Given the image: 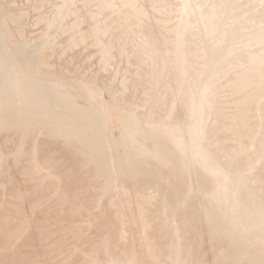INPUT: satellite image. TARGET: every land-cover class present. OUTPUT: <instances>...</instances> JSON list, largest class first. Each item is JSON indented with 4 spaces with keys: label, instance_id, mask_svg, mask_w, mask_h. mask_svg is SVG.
<instances>
[{
    "label": "bare ground",
    "instance_id": "obj_1",
    "mask_svg": "<svg viewBox=\"0 0 264 264\" xmlns=\"http://www.w3.org/2000/svg\"><path fill=\"white\" fill-rule=\"evenodd\" d=\"M14 1L0 0V53L10 37L3 15L8 12L14 16V20L18 15ZM109 1L104 7L96 32L99 38L108 42L103 65L107 69L110 67L109 70L116 69V73L121 70L124 78H117L119 82L126 81L124 89H127L123 97L116 92L111 94L109 100L123 101L129 106L132 96L152 97V104L145 105L137 101L134 108L139 118L153 114L147 118V122L154 128V136L147 140L165 158L164 165L179 175L177 184L184 186L186 180H192L210 190L211 197L208 202L181 200V187L176 182L173 187L158 183L145 160L120 173L113 172V161L104 145L108 134L101 129L93 108L54 91L55 88L63 89L74 71H82L76 62L83 55L77 51L74 61L53 65L56 78L44 84L41 95H28L24 107L27 112L11 110L8 113L13 123L2 134L0 149L8 145L12 152L19 153L16 155L18 157H13L16 158L15 163L12 162L14 175L10 172L11 166H7L10 167L9 172L0 174V220L3 219L6 225L5 233L11 235L26 217L18 207L21 190L22 194L23 191L26 194L28 190L24 187L30 190L43 187L40 185L42 181L38 179L23 186L22 179L15 174L30 175L26 168L30 162L34 170H52L51 177L54 176V179L52 184L49 183L54 187L52 194L58 193L59 198L63 196L68 201L61 208V218H65L62 221H58L61 218L56 215V211L60 210L54 205L40 209L47 217L44 221L45 229L50 232L59 231L58 238L64 241L63 244L59 243L60 246L53 245L57 246L54 252L60 256L57 261L62 264H127L129 261L132 264H264V42L258 41L254 32L248 37L234 34L240 29L241 21L233 17V0H199L195 7L190 5L191 0H177L182 18L175 29L172 22L171 26L169 23L174 9L165 3L166 0H124V4H128L131 10L129 18L134 22L131 26L146 34L148 43L152 45L151 52L170 51L167 54L160 52L148 61L139 57L135 46L128 42L123 23L126 15L119 10L118 0L115 4ZM251 1L264 4V0ZM52 6V2L40 5L44 9L43 17ZM15 22L20 21L17 18ZM212 25L215 29L206 38L204 29ZM169 26L174 30L172 33ZM249 27L253 31L263 29L264 17L249 23ZM191 31L192 36L187 37ZM176 34H179L180 39L174 37ZM72 46L74 48V44ZM198 46L202 50L201 71L199 76L196 75L197 84L191 87L190 96L188 89L185 90L181 85V80L178 87L173 83L176 78L181 79L183 76L179 70H184L187 75L193 57L198 55ZM236 52L243 54L230 61V55ZM228 55L230 57L225 59ZM15 56L21 65L35 67L41 53L16 51ZM234 61H237V67L233 65ZM86 64L89 65L88 61ZM224 65V76L228 74L224 78H227V90L230 93L213 99L217 96V92L212 90L217 85V73ZM115 72L111 73L116 75ZM87 75L86 72L84 76ZM110 77L108 74L106 80H110ZM88 78L98 82L103 79V75L94 77L91 74ZM147 78L153 81L150 84L156 91L147 88ZM112 82L116 89H120L115 81ZM203 85L204 98L199 100ZM186 98L187 105L184 102ZM184 107L186 111H183ZM51 109L62 115L64 129L57 130L52 126L43 129L39 124L25 131L30 113ZM168 114L171 119L183 125H194L200 119L199 135L188 139H182V136L179 138L182 140L170 139L165 131L166 126L158 124ZM87 126L92 133L87 132ZM236 141L241 148L235 146ZM46 173L50 172L47 170ZM116 179L124 181V190L130 189L133 195L139 192L140 198L133 196L134 199L119 207L115 203L109 204L107 199L110 198L111 187ZM149 188H153V192L148 193ZM237 188L239 195L234 194ZM223 194L235 206L232 217L234 226L239 224L240 217L256 226L253 235L249 229H243L237 238L224 232L217 210L218 205L225 202ZM130 206L137 220H133L137 223L133 235L137 239L136 244L140 246L137 252L132 250V244L125 242L121 234L124 232L126 239H132L127 238L130 236L128 234L126 236L132 224L124 212ZM117 208L123 213L116 217L113 213ZM73 209L76 212L72 213ZM12 240V243H0V264L22 263L18 257L25 252L23 242L29 240V237L21 240L18 245L15 244L20 241V237ZM6 245L14 247L15 254L2 251ZM56 256L51 257L54 259ZM51 257L46 256L49 260ZM51 263L49 261L48 264Z\"/></svg>",
    "mask_w": 264,
    "mask_h": 264
},
{
    "label": "rangeland",
    "instance_id": "obj_2",
    "mask_svg": "<svg viewBox=\"0 0 264 264\" xmlns=\"http://www.w3.org/2000/svg\"><path fill=\"white\" fill-rule=\"evenodd\" d=\"M108 1L109 0H107V2ZM116 1L117 0H110L109 2L115 4ZM198 1L199 0H191L190 5H193L195 7ZM51 2L53 3V6L51 7L49 13L43 17L42 13L44 9L40 8V5L49 4ZM107 2L105 0H15L13 5L16 6V11L18 14L16 16L20 22H15L17 18L14 20V16L9 15L8 12L4 13L3 18L5 24L8 26L10 37H8V39L6 40L4 49L0 53V138L5 131L10 129L11 124L13 123V121L8 116L9 111L18 110L21 113L22 111L27 112L28 110L24 107L27 103L26 101L28 100V95L30 93L41 95L44 92V84H49L50 82H52L51 80L56 78L53 74V65L57 62H70L72 60L74 61V57L77 55V51H81L83 56L76 62V64L82 71H74L73 75L71 76V80L67 81L66 86L63 89L55 88V93H58L61 96H68L70 98L76 99L78 100V102L84 105H88L90 108H93L95 115L101 124V129L108 134V138L104 142V145L111 160L113 161L114 173H120L133 166V164H136L141 160H145L149 163L153 176L158 183H163L167 186L173 187L175 182L177 184V182L179 181V175L175 174V172L171 168H168L164 165L165 158L147 140L148 137L154 136V128H152L147 122V118L153 116V114H151L150 116L145 115L139 118L137 117L136 112H134L137 101L143 102L145 105L152 104L153 98L148 95H143L140 98L132 96L129 106H126L123 101L114 102L109 100L111 94H114L116 92H118L119 95L123 97L127 89H124L126 81L119 82L118 78H124L121 70H119L120 68H117V70H119L118 72L120 73H116V69L111 67L112 69L110 70L111 72L114 71L116 73L115 75L114 73L112 74L110 72V67L107 69V67L103 65L104 57L107 56L106 47L108 42L107 40H103L101 39V37H98L99 33L98 31L96 32V28L101 23L100 18L102 17V13L105 9L104 7H106L105 5L108 4ZM118 2V4L120 5L119 10L123 11L126 15V17L123 19V23L125 26L124 30L127 33L126 36L128 42L132 46H135V50L138 56L151 61L153 57L158 55L160 52V54H162L163 51L165 52V50H161L164 48H161L160 52H151L150 48H152V45L148 43L146 34L140 33L137 29H134L133 26H131L132 24L134 25V22L129 18L131 17V10L129 9L128 4H124V0H118ZM165 3L169 4V6L174 9L170 18L171 21L169 22L170 26L171 22L173 25L175 24V26L172 25V27L174 28L177 26L178 21H180L182 18L180 17L179 2L177 0H166ZM233 3L234 4L232 9L233 11H235L233 17H236L241 21V26H239L240 29L235 31L234 34L240 37H248L254 32L257 34L256 39L258 41L264 42V27L263 29L258 28L254 31L249 27V23L257 22L259 19L264 17V4H254V2H252L251 0H233ZM54 26L55 28H53ZM179 28L180 26L178 27V29ZM214 29V25L204 29L206 38L210 36L211 30L213 31ZM172 30L173 29L171 28L169 31H171L172 33ZM192 34L193 32L191 31L186 36L191 37ZM174 37L176 39H180L179 34H176ZM73 44L74 48L72 46ZM199 47L200 46L196 48L198 55H195L196 57H193V61L191 62L192 64L190 63L189 65L191 67L190 69L188 68L187 75L184 74V70H179L180 75L183 76H181V79L176 78V82L174 81L173 83L174 86L176 84V87H178V82L179 80H181V85L185 88V90L188 89V93L190 96V89L192 86H194V84H197V77L199 76L201 71L200 55L202 50ZM177 48L178 47H176V50ZM28 50H31V53H41L40 60L35 67L21 65L18 62L17 56H15L16 51L27 52ZM168 50L169 49L166 50L165 54L170 52ZM176 50H174V52H177ZM237 52L230 55V61H233L236 57H238V55L240 56V54H243V52ZM230 56L228 55L225 59H228ZM180 57L181 56L179 55L178 58ZM87 61L90 66L86 64ZM180 61L181 58L179 62ZM233 65L237 67V61H234ZM225 70L226 67L224 65L217 73V85L214 87V89H212L214 92H217V96L213 99H217V97L219 98V96H225L230 93L227 90V78H224L228 75L227 74L224 76ZM108 71L110 73H108ZM86 72L88 73V75L91 76L92 74V76L94 77H97V75H103V79H99L98 82H94L93 80L91 81L88 78V75L87 77L84 76ZM108 74L111 75V77L109 78L110 80H106V76H108ZM113 75H115V77ZM186 79L187 84H185ZM112 81H115L119 85L120 89H116ZM147 81V83L149 84L150 82H153L152 80H150V78H147ZM149 84L147 88H151V90L156 91L153 86ZM204 93L205 91L203 85L198 95L200 96L198 98L199 100L202 97L204 98ZM187 99L188 98H186L184 102L188 101ZM213 104L216 105L215 102H213ZM185 105H187L186 102ZM183 111H186L185 107L183 108ZM30 114L31 115L29 119H27V122L25 124V131L39 124L43 129H48L50 126L54 127V129L57 130L65 128L62 121V115L58 114V112H56V110L54 109H51L49 111H37ZM168 121L170 122L167 124ZM208 121H210V119H208ZM158 124L166 126L165 131L169 138L173 140H182L184 138L188 139L195 135H199L200 119H198L194 125H183L177 123L173 118L171 119V115L168 114V116ZM86 128H88L87 132H90L89 127L87 126ZM182 136L183 138L179 139ZM207 142L210 144V141ZM234 144L236 146L238 142L236 141V143ZM7 146L8 145H5L0 149V174L9 172L8 169L10 167L7 166H11L10 172H12L11 174L14 175L12 166L15 163L14 161H16V158L13 157L18 155L17 153L19 152H12L10 150L11 146ZM237 147L241 148L240 145H237ZM12 153L14 154V156H12ZM27 164L26 168L30 175L25 174L26 176H22L19 173H15L18 174L20 180L22 179V185L27 186V184L31 181H35L36 179H38L39 182H43H41L40 184L43 187L41 188L40 186H38V188L36 186L37 188L35 189L38 190H30L28 187H24V189L26 188L25 190L30 191L29 193L27 191L26 194H24L25 191H23L24 193L22 194L23 189L20 187L22 190L20 192L21 196L19 197L18 207L21 213L23 212L24 217L28 216L27 218L28 220L30 219V221L28 222L25 217V221H21L20 224L15 228V231L17 230L16 233L14 231L11 235H8L4 231V228L6 227L4 220L1 219L0 243H12V239H14V237H20V241L15 244L18 245L21 240L28 236L29 240L23 242L26 246L25 252L18 257L22 261L21 264H29L27 262H30V264H37L38 261H43L42 257H44V261L41 263L38 262V264H48L49 261L52 263L54 262V264H62L60 261H57L59 260L60 256L59 253L54 252L56 251L54 249L57 246L53 245L60 246L59 243L63 244L64 241L61 238H58L60 235L59 231L58 234L57 232H55L57 230L50 232V230L45 229L46 226L44 225V221L47 219V217L40 212V209L41 207L54 205L55 207H57V209L60 210L56 211V215L61 218V208L68 201L67 199H63V196L62 198H59L58 193L52 194L54 187H52V185H49V183L52 184L51 181L54 179V176L51 177V169V171L47 168H36L34 170L30 162ZM6 167V170L8 171H4ZM47 170L50 173H46ZM36 171L37 173L39 172V175L36 173ZM42 172L43 174L45 173L44 176ZM31 174L33 176H31ZM45 176H47L48 178ZM42 177H44V179H42ZM239 184L241 185V183ZM124 186V181L122 179L115 180L110 191L112 196L110 194V198H108L110 200L107 199V202H109V204L113 205V203H115V205L119 207L121 206L120 204L127 203L128 201L132 200L133 196L134 198H140L139 192H134V194H137L133 195V192L130 189L124 190ZM179 186L182 189L181 200L183 201L190 202L193 200L194 202H208V199L211 197L210 190L202 188L199 183L197 184V182H192V180H190V182L186 180L184 182V186ZM238 190V188L237 190H235V195H239ZM147 192H153V188H149ZM38 194H43L44 196L40 197V195ZM152 194L155 195L156 192ZM223 199L225 202H222L221 200L222 203L219 199L221 205H218L217 210L220 214L221 224L223 225L224 232L227 234H232L237 238L239 237V234L243 229H249L252 230L251 235H253L257 230L256 226L254 224H250L246 220L240 219V217L239 224L237 226H234V224L232 223V217L234 213L233 209L235 208L233 201H227L224 194ZM105 209L107 210V208ZM73 210H71L72 213L76 212L75 209ZM132 211L133 210L131 209V206L129 208H126V210L124 211L125 214L130 218L132 224V228L130 227L131 231L125 229V231H129L128 233H125L126 236L127 234L130 235L127 236V238L132 237V239H126L125 234H123L124 232L121 234L122 237L124 235L123 238L125 242L132 244L130 245L132 246V250H135V252H137L140 249V246H138L139 244H136L137 239H135L133 235L136 231L133 228L137 224V220L134 217V214L132 215ZM122 213L123 211L117 208V210L114 211L113 214L117 217L122 215ZM108 214L109 212H107V215ZM131 215L134 218H131ZM63 219L61 218V220L59 219L58 221H62ZM133 220L136 222L134 223ZM37 230L39 233L37 232ZM46 237L48 240H46ZM49 239L53 241H49ZM45 241L49 243L47 244ZM44 243L45 245H42ZM62 249L63 248H61V251ZM14 250L15 248L9 245L2 247V251L9 252L11 254H15L13 253L15 252ZM53 252L55 253V255ZM46 256H56V258L53 259L51 257L52 259L49 260L48 258H46ZM127 264H132V262L129 261L127 262Z\"/></svg>",
    "mask_w": 264,
    "mask_h": 264
}]
</instances>
